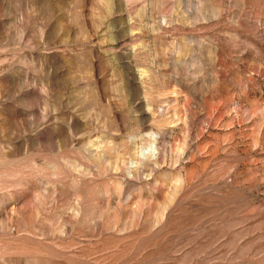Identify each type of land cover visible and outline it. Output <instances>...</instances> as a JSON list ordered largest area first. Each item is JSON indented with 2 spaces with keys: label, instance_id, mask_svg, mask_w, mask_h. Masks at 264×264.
Returning <instances> with one entry per match:
<instances>
[{
  "label": "rangeland",
  "instance_id": "1",
  "mask_svg": "<svg viewBox=\"0 0 264 264\" xmlns=\"http://www.w3.org/2000/svg\"><path fill=\"white\" fill-rule=\"evenodd\" d=\"M0 264H264V0H0Z\"/></svg>",
  "mask_w": 264,
  "mask_h": 264
}]
</instances>
